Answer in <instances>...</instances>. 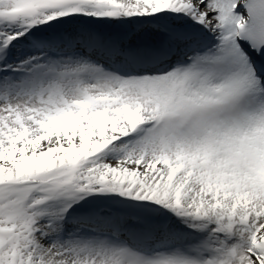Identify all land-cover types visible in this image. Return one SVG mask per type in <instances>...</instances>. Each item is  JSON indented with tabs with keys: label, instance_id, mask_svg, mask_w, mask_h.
I'll list each match as a JSON object with an SVG mask.
<instances>
[{
	"label": "snow or ice",
	"instance_id": "snow-or-ice-1",
	"mask_svg": "<svg viewBox=\"0 0 264 264\" xmlns=\"http://www.w3.org/2000/svg\"><path fill=\"white\" fill-rule=\"evenodd\" d=\"M0 264H264V0H0Z\"/></svg>",
	"mask_w": 264,
	"mask_h": 264
}]
</instances>
